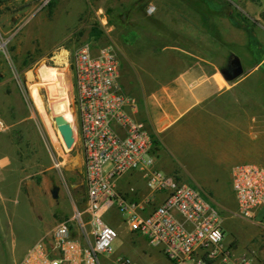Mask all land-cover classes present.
<instances>
[{
    "label": "rangeland",
    "instance_id": "rangeland-1",
    "mask_svg": "<svg viewBox=\"0 0 264 264\" xmlns=\"http://www.w3.org/2000/svg\"><path fill=\"white\" fill-rule=\"evenodd\" d=\"M218 1L223 8L214 11L196 0H0V111L28 122L27 139L34 143V154L28 158L35 159L33 163L26 159V177L20 181L19 194H7L9 199L0 197V264H12L33 243L37 216L50 218L55 225L73 215V208L84 207L87 200L80 143L75 139L70 149L65 148L53 119L51 127L44 122L46 115H52L45 103L46 87L38 75L39 68L47 65L65 69L64 93L69 106L75 50L85 42L93 51L113 45L119 66L134 61L129 68L134 80L136 71L144 73L145 68H152L153 74L160 76L164 70L161 65L174 59L164 47L186 40L176 32L183 17L191 23L195 21L204 33L201 36L206 43L201 44L200 54L208 61H225L224 39L221 57H209V37H222L218 29L231 26V19L249 26L254 22L236 1ZM150 5L154 7L152 12H148ZM186 7L190 16L182 11ZM146 61L154 67H144ZM217 78L224 83L222 75ZM179 169L175 178L197 188L215 207L233 253L259 256L264 251L260 241L264 235L262 221L238 215L230 176L198 177ZM11 184L5 192H12ZM54 187H58L56 198L51 195ZM117 223L120 226L112 252L100 256L101 264H115L116 256L138 258L136 237L142 239L140 244L146 243L145 237L127 231L119 215Z\"/></svg>",
    "mask_w": 264,
    "mask_h": 264
},
{
    "label": "built area",
    "instance_id": "built-area-1",
    "mask_svg": "<svg viewBox=\"0 0 264 264\" xmlns=\"http://www.w3.org/2000/svg\"><path fill=\"white\" fill-rule=\"evenodd\" d=\"M154 7L150 5L148 12ZM119 59L115 47L103 45L92 52L89 42L75 50L71 114L75 139L83 153L87 200L73 216L55 226L14 264H101L100 256L112 252L117 231L105 220L116 208L132 233L160 248L171 264H248L235 257L224 240L215 207L200 191L155 167L154 140L132 110L135 99L120 90ZM6 122L0 116V132ZM138 172L148 190L143 197L135 187L118 188L127 174ZM237 213L252 219L264 207V166L240 163L230 172ZM165 191L161 202L149 206L155 193ZM115 264H135L116 256Z\"/></svg>",
    "mask_w": 264,
    "mask_h": 264
},
{
    "label": "crops",
    "instance_id": "crops-1",
    "mask_svg": "<svg viewBox=\"0 0 264 264\" xmlns=\"http://www.w3.org/2000/svg\"><path fill=\"white\" fill-rule=\"evenodd\" d=\"M196 1L207 4L214 11L223 8L218 0ZM234 1L243 6L254 25L239 24L231 19V26L218 29L223 36H211L208 42L209 57H221L224 41L226 58L231 54L239 57L242 73L237 78L225 79L224 83L217 78V75H222L221 70H227L229 61H208L201 55V44L206 43L201 36L204 33L200 25L183 16L176 32L183 34L186 40L164 47L168 56H174V59L161 65L164 70L160 76L154 75L152 68L147 71L145 68L144 73L136 71L134 80L129 70L134 61L119 66L117 80L121 91L135 99L134 117L144 122L154 140L155 167L167 174L175 175L180 167L194 176L219 179L230 176L231 169L240 163L264 166L261 164L264 163V0ZM188 10V7L182 9L190 16ZM92 52L97 51L92 49ZM146 66L154 67V64L146 61ZM147 81L152 84L148 85ZM0 116L6 122V128L0 132V197L9 199L7 194L12 193L14 197L19 194L20 181L26 177V159L34 154V143L27 139L25 127L28 122L10 117L4 110L0 111ZM28 160L35 161L34 158ZM8 184L12 185V192H5ZM129 186L135 187L138 197L148 192L145 180L138 172L125 175L118 183L121 191H126ZM165 195V191L155 193L146 211L161 202ZM76 209L81 207L73 208V213ZM118 215L116 208L105 214L106 222L116 231L120 226ZM252 219L262 221L264 228V207ZM59 223L54 225L52 219L37 216L35 238L21 256ZM121 223L131 232L122 217ZM222 228L225 240L226 232ZM136 238L139 240L136 244L139 245L140 257H130L135 264H171L159 247L150 245L147 240L140 244L142 239ZM261 238L264 243V235ZM131 243L135 245L133 240ZM225 243L229 245L226 240ZM246 257L249 258L248 264H264V251L259 256L254 253ZM207 264L221 263L211 261Z\"/></svg>",
    "mask_w": 264,
    "mask_h": 264
},
{
    "label": "bare ground",
    "instance_id": "bare-ground-1",
    "mask_svg": "<svg viewBox=\"0 0 264 264\" xmlns=\"http://www.w3.org/2000/svg\"><path fill=\"white\" fill-rule=\"evenodd\" d=\"M64 70L65 69L42 65L38 70V75L42 81L45 82L46 93L44 97L47 99L45 103L50 111V114L52 116L54 114H61L64 119L73 123L71 109L67 101L66 94L64 93L66 86V82L64 83ZM38 85L40 86L41 84L39 83ZM52 116L50 117L46 115L44 117V122L48 127H51Z\"/></svg>",
    "mask_w": 264,
    "mask_h": 264
},
{
    "label": "water",
    "instance_id": "water-1",
    "mask_svg": "<svg viewBox=\"0 0 264 264\" xmlns=\"http://www.w3.org/2000/svg\"><path fill=\"white\" fill-rule=\"evenodd\" d=\"M229 64L231 65V71L221 70V73L224 79L231 81L237 78L242 73V66L240 59L237 55L231 54L229 56ZM3 76V73L0 71V77ZM56 130L58 131L64 147L70 149L75 141V127L74 122L72 123L69 120L64 119L61 114H54L52 117ZM58 187H54L51 190V195L53 198L57 197Z\"/></svg>",
    "mask_w": 264,
    "mask_h": 264
},
{
    "label": "flooded vegetation",
    "instance_id": "flooded-vegetation-1",
    "mask_svg": "<svg viewBox=\"0 0 264 264\" xmlns=\"http://www.w3.org/2000/svg\"><path fill=\"white\" fill-rule=\"evenodd\" d=\"M226 61H229V58L226 60ZM231 65L229 64V62H228V65L226 66V69L230 72L231 71Z\"/></svg>",
    "mask_w": 264,
    "mask_h": 264
}]
</instances>
